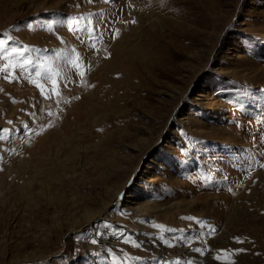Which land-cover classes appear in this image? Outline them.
Wrapping results in <instances>:
<instances>
[{
  "label": "rangeland",
  "instance_id": "rangeland-1",
  "mask_svg": "<svg viewBox=\"0 0 264 264\" xmlns=\"http://www.w3.org/2000/svg\"><path fill=\"white\" fill-rule=\"evenodd\" d=\"M0 41V264H264V0H0Z\"/></svg>",
  "mask_w": 264,
  "mask_h": 264
},
{
  "label": "snow or ice",
  "instance_id": "snow-or-ice-1",
  "mask_svg": "<svg viewBox=\"0 0 264 264\" xmlns=\"http://www.w3.org/2000/svg\"><path fill=\"white\" fill-rule=\"evenodd\" d=\"M91 2H92V0H89V3H91ZM106 2H107V0H106ZM132 22L135 23V21H132ZM9 39H11V37H9ZM6 43H7V41H0V49H2ZM93 47H95V45H93ZM30 63H32L31 60H25V61H23V65H27V64H30ZM10 66L11 67H14V65H6L5 67L7 68V67H10ZM77 67L79 68V65H77ZM85 74H86L85 70L82 69V68H80V70L78 71V75L81 78H83ZM52 84H53V90H52L53 91V94L59 96L60 93L55 90L56 81L53 80L52 81ZM37 87L41 88V90L43 92L44 85L37 84ZM76 99H78V97H76ZM67 102L68 101H66V103ZM47 114L49 116H52L53 115V113L51 111H49ZM0 138H2V137H0ZM260 167L261 168H264V163H261L260 164ZM190 219H194V218H190ZM212 231H215V230L213 229ZM237 242L238 243H242V241H239V240ZM92 243H96V241L93 240ZM238 251H243V250L241 249V250H238ZM232 255H233L232 252H228L227 250H221V252L216 255L215 259H217V260H224V264H235V261L231 259V256Z\"/></svg>",
  "mask_w": 264,
  "mask_h": 264
},
{
  "label": "bare ground",
  "instance_id": "bare-ground-1",
  "mask_svg": "<svg viewBox=\"0 0 264 264\" xmlns=\"http://www.w3.org/2000/svg\"><path fill=\"white\" fill-rule=\"evenodd\" d=\"M127 196V195H126ZM129 196V195H128ZM120 200V199H119Z\"/></svg>",
  "mask_w": 264,
  "mask_h": 264
}]
</instances>
